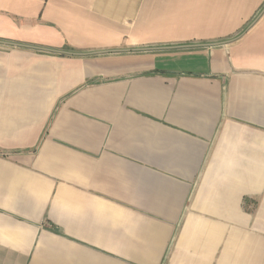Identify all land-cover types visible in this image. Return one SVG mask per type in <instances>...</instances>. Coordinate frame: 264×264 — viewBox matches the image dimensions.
Segmentation results:
<instances>
[{"label":"crops","instance_id":"obj_1","mask_svg":"<svg viewBox=\"0 0 264 264\" xmlns=\"http://www.w3.org/2000/svg\"><path fill=\"white\" fill-rule=\"evenodd\" d=\"M0 41L45 49L0 44V264H264V0H0Z\"/></svg>","mask_w":264,"mask_h":264},{"label":"water","instance_id":"obj_2","mask_svg":"<svg viewBox=\"0 0 264 264\" xmlns=\"http://www.w3.org/2000/svg\"><path fill=\"white\" fill-rule=\"evenodd\" d=\"M0 43L2 44H9V45H15V46H26V45H21V44H17V43H9V42H4V41H0ZM221 42L219 43H213V44H210V45H217V44H220ZM26 47H30V48H35V49H43V48H39V47H35V46H26ZM164 48H170V47H148V48H141V50H154V49H164ZM45 50V49H43ZM103 51H98V52H91V53H102Z\"/></svg>","mask_w":264,"mask_h":264},{"label":"rangeland","instance_id":"obj_3","mask_svg":"<svg viewBox=\"0 0 264 264\" xmlns=\"http://www.w3.org/2000/svg\"><path fill=\"white\" fill-rule=\"evenodd\" d=\"M0 44H2V43H0ZM2 45H5V44H2ZM254 213H255V211L253 210L252 214L254 215ZM251 232L261 235V237H262V242H261L262 245L261 246H263V249H264V228L261 229L260 227L252 226Z\"/></svg>","mask_w":264,"mask_h":264}]
</instances>
